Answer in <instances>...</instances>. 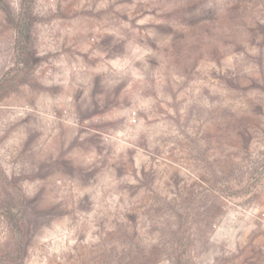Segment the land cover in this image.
Wrapping results in <instances>:
<instances>
[{
    "label": "rangeland",
    "instance_id": "rangeland-1",
    "mask_svg": "<svg viewBox=\"0 0 264 264\" xmlns=\"http://www.w3.org/2000/svg\"><path fill=\"white\" fill-rule=\"evenodd\" d=\"M34 7L21 71L0 7V264H264V0Z\"/></svg>",
    "mask_w": 264,
    "mask_h": 264
},
{
    "label": "trees",
    "instance_id": "trees-1",
    "mask_svg": "<svg viewBox=\"0 0 264 264\" xmlns=\"http://www.w3.org/2000/svg\"><path fill=\"white\" fill-rule=\"evenodd\" d=\"M0 7L5 13L7 20L13 24L15 32L16 53L21 62L17 69L21 71L25 67L28 43L34 31L35 24L39 20L38 13L34 7V0H21L17 13H14L4 0H0ZM262 55L263 52L260 51L258 58H263ZM4 208L5 214L8 216L13 237L19 241L23 236V230L20 223V209L19 207L15 206L14 203H9L5 205ZM173 236L175 243L172 242L171 244L174 246V248H177L178 245L180 246L175 255L174 264H188L186 257L187 243H176L177 241L182 242V240H179V236L176 235V232L173 234Z\"/></svg>",
    "mask_w": 264,
    "mask_h": 264
}]
</instances>
